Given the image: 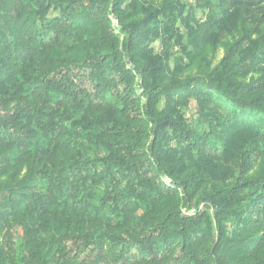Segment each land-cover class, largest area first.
<instances>
[{
    "label": "trees",
    "instance_id": "trees-1",
    "mask_svg": "<svg viewBox=\"0 0 264 264\" xmlns=\"http://www.w3.org/2000/svg\"><path fill=\"white\" fill-rule=\"evenodd\" d=\"M0 264H264V0H0Z\"/></svg>",
    "mask_w": 264,
    "mask_h": 264
},
{
    "label": "rangeland",
    "instance_id": "rangeland-1",
    "mask_svg": "<svg viewBox=\"0 0 264 264\" xmlns=\"http://www.w3.org/2000/svg\"><path fill=\"white\" fill-rule=\"evenodd\" d=\"M223 53V49L219 48L218 51L216 52L215 56H214V63L217 62L220 57L222 56ZM195 111V102L193 100H191L188 108H187V116L190 117L194 114Z\"/></svg>",
    "mask_w": 264,
    "mask_h": 264
}]
</instances>
